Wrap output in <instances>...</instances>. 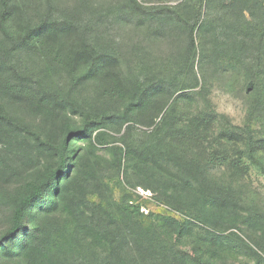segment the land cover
Here are the masks:
<instances>
[{
  "label": "rangeland",
  "instance_id": "rangeland-1",
  "mask_svg": "<svg viewBox=\"0 0 264 264\" xmlns=\"http://www.w3.org/2000/svg\"><path fill=\"white\" fill-rule=\"evenodd\" d=\"M137 2L141 8L131 0H15L19 22H36L45 15L68 23L75 29L68 46L75 49L88 46L115 58L118 65L113 72L129 88H157L155 103L160 111L155 123L168 115L170 120H175L176 127L184 129L182 126L193 118L204 120L200 135L187 149L179 144L159 142L154 126L146 125L147 117H134L117 129L100 125L93 130L91 143L80 137L68 139V165L74 166L77 157L84 153L98 162L101 167L98 176L105 189L88 195V201L115 214L119 223L129 227V237L135 241L155 240L160 258H167L164 264H183L179 252L182 246H202L204 239L207 241L205 231L199 227L229 236L214 264H264V253L255 245L256 234L246 223L238 222L229 228L225 224L218 229L207 227L198 221V203L175 209L158 193L135 186L141 177L134 175L122 156L119 171L113 166V147L124 150L128 144L137 146L155 158L161 172L188 180L197 193L202 190L232 199L243 216L264 217V174L247 165L246 152V141L251 139L264 159V71L258 68L261 62L264 65L261 48L264 0H259L257 5L237 4L230 17L214 6H219V2L203 6L200 21L204 29L196 25L194 0L186 4L183 0ZM179 5L182 6L178 10H173L176 13L165 12L164 16L147 9ZM4 49L0 37V57ZM3 60L16 82L40 94L75 101L90 114V119L109 111L107 100L93 82L73 86L65 71L46 65L38 50H17L4 55ZM180 95H184L182 99ZM6 107L17 121L30 128H40L53 146L59 145L64 137L61 120L48 122L20 101ZM67 116L82 124L80 116L70 112ZM89 128L93 129L92 125ZM6 150L0 147V196L32 179L36 166H51L56 161L53 148H39L35 143L29 147L28 158L22 153L12 158ZM209 153L214 154V161L204 166L202 161ZM232 161L241 162L247 169L233 171L228 167ZM180 162L197 167L199 162L198 180L190 177L192 173L180 171ZM10 215L11 209L0 202V236L8 226ZM172 220L188 221L189 235L176 238ZM29 223L28 226H33ZM231 233L235 235L230 236ZM250 248L257 250L263 260L255 257ZM0 264H29V261L16 253L1 251Z\"/></svg>",
  "mask_w": 264,
  "mask_h": 264
},
{
  "label": "trees",
  "instance_id": "trees-1",
  "mask_svg": "<svg viewBox=\"0 0 264 264\" xmlns=\"http://www.w3.org/2000/svg\"><path fill=\"white\" fill-rule=\"evenodd\" d=\"M131 1L141 8L137 0ZM183 1L186 4L189 0ZM258 1L218 0L219 6H214L218 7L220 13L230 17L237 4L257 5ZM217 2L194 0V9L197 11L196 25L201 29H204V23L200 21L203 6ZM181 6L147 9L164 16L165 12L176 13L177 11L173 10H178ZM16 12L15 0H0V37L5 44V52L0 57V147L6 148V154L12 158L19 153L28 158L29 147L35 143L39 148H53L56 161L51 166H36V174L32 179L25 181L16 190L2 192L0 202L11 209V215L6 230L0 236V252L16 253L28 260L29 264H164L167 258H160L155 240L135 241L129 237V227L119 223L115 214L100 204L88 201V195L105 189L98 176L101 167L95 160H90L86 153L77 157L74 166L68 165V139L80 137L91 143L92 132L100 125L117 129V126L134 117H147L146 125L154 126V133L159 142L179 144L181 148L187 149L188 146L194 145V138L200 135L204 120L193 118L182 126L184 129L176 127L175 120H170L168 115L162 116L155 123L160 111H157L155 103L157 88H129L126 84L123 85V80L117 78L113 72L118 65L115 58L103 55L88 46L78 49L68 46L67 43H70L75 33L70 24L48 19L45 15L36 19V22L21 23L17 20ZM261 48L264 57V45ZM30 49L40 51L49 67L65 71L73 86L93 82L107 100L109 111L90 119V114L75 101L40 94L29 86L16 82L14 76L8 72L7 63L3 60L4 55ZM258 68L264 71L262 62ZM183 96L180 95L179 99ZM13 101L23 102L33 114L48 122L61 120L64 137L59 145L53 146L49 143L40 128H30L17 121L6 107ZM67 112L80 116L82 124L72 121ZM90 125L93 129L89 128ZM246 143L247 165L264 174V159L257 152L260 148L251 139ZM6 154L4 160L8 159ZM113 155L116 171H119L122 156L127 165L132 167L134 175L141 177L134 185L158 193L162 200L175 209L181 210L183 206L180 205L183 204L187 207L198 203L197 217L201 224L218 229L222 224L229 228L238 222L246 223L247 228L256 234L257 250L264 253L263 215L243 216L237 211L234 200L202 190L197 193L191 189L188 180L161 172L154 162L155 158L137 146L128 144L124 150L113 147ZM214 157L213 153H209L202 165L212 163ZM178 166L180 171L187 175L192 173L190 177L198 180L199 162L198 167L191 166L189 162H180ZM228 167L235 172H244V168L247 169V166L242 167L238 161L228 162ZM29 222L33 226H28ZM171 225L176 238L189 235L188 221L181 223L172 220ZM199 228L205 231L207 241L204 239L202 246H182L179 251L180 263L214 264L218 252L223 250L224 242L229 236ZM34 232L36 234H33ZM232 235L235 234L231 233L230 236ZM55 245H58L57 249L54 248ZM257 250L250 248L255 257L263 260Z\"/></svg>",
  "mask_w": 264,
  "mask_h": 264
}]
</instances>
